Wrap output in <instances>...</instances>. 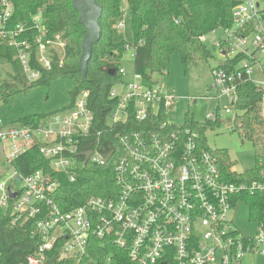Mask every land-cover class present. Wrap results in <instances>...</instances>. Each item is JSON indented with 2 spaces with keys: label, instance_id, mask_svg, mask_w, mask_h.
I'll return each instance as SVG.
<instances>
[{
  "label": "built area",
  "instance_id": "obj_1",
  "mask_svg": "<svg viewBox=\"0 0 264 264\" xmlns=\"http://www.w3.org/2000/svg\"><path fill=\"white\" fill-rule=\"evenodd\" d=\"M14 13L12 0H0V46L14 52L26 81L34 83L42 78V70L64 63L59 51L67 44L59 34L48 35L42 11L25 23H15ZM126 17L123 10L116 26L119 31L127 27ZM232 20L236 28L223 30L226 38L217 40L215 47L225 61L239 54L245 59L231 71L212 72V90L231 103L224 114L207 115L208 121L217 124L223 123L225 114H232L242 82L252 78L256 67L263 68L257 54L264 57V0H242L234 7ZM201 39L206 41V36ZM125 50L135 58L134 46L126 44ZM120 76L124 81L109 94L116 104L108 125L119 129V145H108L109 153L117 156L113 166L118 189L109 199L93 195L68 211L55 199L62 185L57 176L63 174L72 184L80 163L107 165L101 142H90L96 122L89 103L91 91L79 93L73 108L37 125L2 126L0 121L3 162L13 169L0 181V207L11 211L13 226L33 220V235L39 240L27 264H43L52 251L62 261L79 263L95 238L126 251L132 264H242L247 254L264 257V219H249L257 225L250 236L229 218L247 195L264 197V155L250 180L233 181L216 152L202 147L199 132L170 125L168 119L159 125L151 122L163 114L167 117L176 106L173 90L149 84L142 74L128 79L123 67ZM258 88L263 92L264 135V83ZM32 149L48 167L25 174L13 163ZM86 152H92L87 163Z\"/></svg>",
  "mask_w": 264,
  "mask_h": 264
},
{
  "label": "trees",
  "instance_id": "obj_2",
  "mask_svg": "<svg viewBox=\"0 0 264 264\" xmlns=\"http://www.w3.org/2000/svg\"><path fill=\"white\" fill-rule=\"evenodd\" d=\"M12 1L15 23H25L42 11L48 35L50 37L61 35L67 45L63 53L64 63L62 65L55 63L51 71L42 70V78L30 84L27 83L19 59L16 58L14 52L5 46H0V59L11 64L13 70L11 83L0 87V94H4L3 98L6 101L11 98L13 88L22 86L31 90L58 78H67L74 83L75 88L71 105L64 108L67 111L73 108L79 93L91 91L89 103L96 122L91 132L90 142L91 145L98 140L101 142L107 165L101 167L90 163L87 165L80 163L77 180L72 184L63 174L57 176L62 185L57 190L55 199L64 211H68L82 205L87 198L93 195L108 199L112 195H117L118 189L114 182L113 166L117 156L109 153L111 148L108 145L114 147L119 145L116 134L119 129L111 130L112 127L108 125V117L116 104L109 98V94L114 85L124 81V78L120 76V69L122 68L121 60L125 57V45L130 44L136 49L134 73L142 74L146 82L152 84L156 73H168L171 58L175 54L182 57L185 66L208 57L210 52L201 38L219 29L232 28L234 21L232 11L242 0H96L103 7V14L99 21L102 37L101 41L93 47V57L88 65V74L85 79L80 71L79 63L83 38L87 32L84 26L78 23L79 13L72 7L71 0ZM123 10L127 11L126 21L128 20L132 28L133 39L131 41L114 39L115 25L118 24ZM56 55L55 52L54 56ZM244 59V55L239 54L231 61L222 62L217 68L231 71ZM110 69L115 70L116 75L111 76ZM237 99L232 106L233 111L238 112L233 130L238 129L251 139L257 129L262 130L263 122L260 112L263 92L251 79H247L239 86ZM159 117L151 122L159 125L168 119L164 114ZM41 118V116L32 115L21 121L24 125L31 123L37 125L42 121ZM217 125L208 120L203 124H198L189 118L183 128L188 127L199 132L202 147L209 149L204 131ZM99 131L102 132L100 136L97 135ZM88 147L92 150L94 146ZM28 153L13 163L15 168L29 174L42 167H48V163L37 150L32 149ZM216 154L223 161L222 168L230 179L233 181L250 180L256 168L242 174L238 173L234 171V166L228 159L227 153L216 152ZM2 179L3 175L0 174V181ZM243 200L249 207L251 221L256 218L264 219L262 215L264 197L247 195ZM10 213V210L4 211L0 207V264H27V258L36 253L39 245V240L33 235L35 223L32 220L13 226ZM109 244L106 240L95 238L88 253L79 263L132 264L126 251ZM79 263L75 260H60L57 251L47 253L43 262V264Z\"/></svg>",
  "mask_w": 264,
  "mask_h": 264
},
{
  "label": "rangeland",
  "instance_id": "obj_3",
  "mask_svg": "<svg viewBox=\"0 0 264 264\" xmlns=\"http://www.w3.org/2000/svg\"><path fill=\"white\" fill-rule=\"evenodd\" d=\"M126 23L125 30L120 31L115 25L114 39L116 41L133 39L131 25L128 20ZM225 38V33L221 29L216 33L206 35L204 44L210 52L208 57L185 66L182 57L175 54L171 58L168 73L154 75L155 84L164 85L167 90H173L177 97L176 106L167 115L170 125L185 126L189 118L195 123L203 124L207 121L208 114H217L218 111L224 114L225 108L231 106L230 101L222 97L219 91L212 90L214 86L212 71L225 62L215 47V42ZM257 57H259L258 60L263 70L256 67L251 79L259 86L264 83V57L259 54ZM121 67L127 71L128 79H130L135 72L131 52L126 53L122 58ZM12 72V65L0 59V87L11 83ZM74 91V83L70 79L58 78L31 90L22 86L13 88L11 98L7 101L3 98L4 94H0L2 126L22 125L24 122L21 120L32 115L41 116L44 120L50 115L59 114L65 111V107L71 105ZM236 113L238 112L234 110L232 114H225L223 123H218L216 127L205 130L204 137L207 146L212 151L227 153L228 159L234 166V171L242 174L255 168L257 158L264 155V135L262 130L257 129L253 138L250 139L238 129L232 130ZM240 114L243 113L240 112ZM0 174L3 178L13 174V169L3 162L1 150ZM249 214L248 205L241 203L230 212L229 218L243 234L253 236L257 225L249 221ZM242 264H264V257L255 253L247 254L243 257Z\"/></svg>",
  "mask_w": 264,
  "mask_h": 264
},
{
  "label": "water",
  "instance_id": "obj_4",
  "mask_svg": "<svg viewBox=\"0 0 264 264\" xmlns=\"http://www.w3.org/2000/svg\"><path fill=\"white\" fill-rule=\"evenodd\" d=\"M72 7L79 13L78 23L86 29V35L83 38L82 54L80 58V71L85 79L88 74V65L93 55V47L101 41L102 29L99 23L103 7H101L96 0H71ZM111 76L116 75V71L109 70ZM214 89V86L212 87ZM92 152H86V163L90 158ZM165 264V263H163Z\"/></svg>",
  "mask_w": 264,
  "mask_h": 264
},
{
  "label": "bare ground",
  "instance_id": "obj_5",
  "mask_svg": "<svg viewBox=\"0 0 264 264\" xmlns=\"http://www.w3.org/2000/svg\"><path fill=\"white\" fill-rule=\"evenodd\" d=\"M202 41H203V40H202ZM204 42H205V41H204ZM55 52H56V51H54V54H55ZM56 53H58V52H56ZM59 53L63 54V53H64V50H60ZM126 53H127V52H125V54H126ZM138 74H140V73H138ZM135 75H137V73H134V74L132 75L131 79H133V77H134ZM163 75H164V74H163Z\"/></svg>",
  "mask_w": 264,
  "mask_h": 264
}]
</instances>
